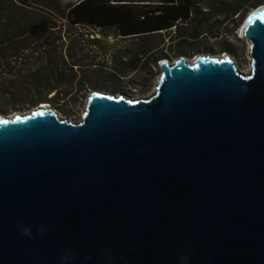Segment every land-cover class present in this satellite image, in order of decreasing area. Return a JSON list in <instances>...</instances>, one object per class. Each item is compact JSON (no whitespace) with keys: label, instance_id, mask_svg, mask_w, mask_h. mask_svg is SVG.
Returning <instances> with one entry per match:
<instances>
[{"label":"water","instance_id":"water-1","mask_svg":"<svg viewBox=\"0 0 264 264\" xmlns=\"http://www.w3.org/2000/svg\"><path fill=\"white\" fill-rule=\"evenodd\" d=\"M241 35L248 75L162 60L148 100L0 118V264H264V4Z\"/></svg>","mask_w":264,"mask_h":264},{"label":"rangeland","instance_id":"rangeland-1","mask_svg":"<svg viewBox=\"0 0 264 264\" xmlns=\"http://www.w3.org/2000/svg\"><path fill=\"white\" fill-rule=\"evenodd\" d=\"M259 1L199 0L200 11L191 22L162 36L145 38H123L115 28H72L62 22L63 28L55 35L62 41L55 46L46 40L34 42L37 37H33L30 51L19 62H0L1 115H27L45 104L62 120L78 124L93 92L133 100L153 97L162 76V60L173 64L185 58L193 63L201 56H228L238 72L249 74L250 43L242 39L241 30L253 11L264 4L258 5ZM238 5L241 10L235 15ZM52 69L60 71L53 77ZM37 74L51 83L33 84ZM50 86L57 91L49 92ZM43 98L46 101L34 104Z\"/></svg>","mask_w":264,"mask_h":264},{"label":"trees","instance_id":"trees-1","mask_svg":"<svg viewBox=\"0 0 264 264\" xmlns=\"http://www.w3.org/2000/svg\"><path fill=\"white\" fill-rule=\"evenodd\" d=\"M262 3L264 0L258 5ZM239 6L233 14H238ZM200 8L199 0H0V62H19L30 51L33 37H37L34 42L46 40L55 46L62 41L55 37L62 22L72 28H115L123 38H145L177 30L180 24L191 22ZM59 71L52 69L53 77ZM43 79L37 74L32 82L51 83ZM27 82L30 85V76ZM55 91L56 87L50 86L49 92Z\"/></svg>","mask_w":264,"mask_h":264},{"label":"clouds","instance_id":"clouds-1","mask_svg":"<svg viewBox=\"0 0 264 264\" xmlns=\"http://www.w3.org/2000/svg\"><path fill=\"white\" fill-rule=\"evenodd\" d=\"M21 231H22L23 234L30 236V228L29 227H25L24 226V227L21 228ZM38 231H40L41 234H43V229H38Z\"/></svg>","mask_w":264,"mask_h":264},{"label":"bare ground","instance_id":"bare-ground-1","mask_svg":"<svg viewBox=\"0 0 264 264\" xmlns=\"http://www.w3.org/2000/svg\"><path fill=\"white\" fill-rule=\"evenodd\" d=\"M252 57V56H251ZM223 58V57H222ZM245 72V71H244ZM245 75H248V74H245ZM131 100H133V99H131ZM133 101H137V100H133ZM47 107H48V105H42L41 107H39V109H47ZM27 115H29V114H27ZM24 116H26V115H24ZM4 116H2L1 114H0V118H3ZM15 117V116H14ZM13 117V118H14Z\"/></svg>","mask_w":264,"mask_h":264}]
</instances>
